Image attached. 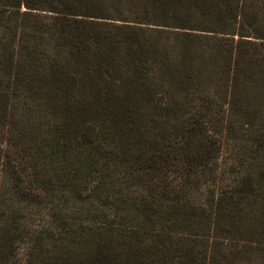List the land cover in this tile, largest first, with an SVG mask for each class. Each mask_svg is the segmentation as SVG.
<instances>
[{
	"label": "trees",
	"instance_id": "obj_1",
	"mask_svg": "<svg viewBox=\"0 0 264 264\" xmlns=\"http://www.w3.org/2000/svg\"><path fill=\"white\" fill-rule=\"evenodd\" d=\"M239 242L264 249V0H0V264Z\"/></svg>",
	"mask_w": 264,
	"mask_h": 264
},
{
	"label": "rangeland",
	"instance_id": "obj_2",
	"mask_svg": "<svg viewBox=\"0 0 264 264\" xmlns=\"http://www.w3.org/2000/svg\"><path fill=\"white\" fill-rule=\"evenodd\" d=\"M224 245H227L224 243ZM238 252L227 256L225 259H221L218 253L214 256L215 264H264V249L262 250H253L250 248L253 245L250 243H242L238 244ZM218 248L215 246V249Z\"/></svg>",
	"mask_w": 264,
	"mask_h": 264
}]
</instances>
